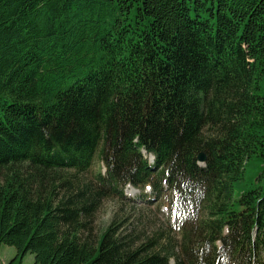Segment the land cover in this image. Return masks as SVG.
<instances>
[{
  "label": "trees",
  "instance_id": "obj_1",
  "mask_svg": "<svg viewBox=\"0 0 264 264\" xmlns=\"http://www.w3.org/2000/svg\"><path fill=\"white\" fill-rule=\"evenodd\" d=\"M128 185L169 216L96 229ZM2 246L11 264H264V0H0Z\"/></svg>",
  "mask_w": 264,
  "mask_h": 264
},
{
  "label": "rangeland",
  "instance_id": "obj_2",
  "mask_svg": "<svg viewBox=\"0 0 264 264\" xmlns=\"http://www.w3.org/2000/svg\"><path fill=\"white\" fill-rule=\"evenodd\" d=\"M150 158L154 161L152 156H149ZM99 172L105 174L106 170L103 163L96 159L93 165V175ZM151 194L149 189L145 195ZM124 195L127 198L125 200L111 198L105 201L95 218L96 229L106 228L112 221H116L120 226L124 225L123 229L127 232L136 231L148 234L153 229H157L158 225L169 216L170 198L157 201L153 197H143L140 196L141 192L133 187H127ZM16 256V248L1 247L0 258L3 264H11ZM23 264H35V256L29 253L24 258Z\"/></svg>",
  "mask_w": 264,
  "mask_h": 264
},
{
  "label": "water",
  "instance_id": "obj_3",
  "mask_svg": "<svg viewBox=\"0 0 264 264\" xmlns=\"http://www.w3.org/2000/svg\"><path fill=\"white\" fill-rule=\"evenodd\" d=\"M207 161V157H206V155L204 154V153H201L200 155H199V162H201V163H205Z\"/></svg>",
  "mask_w": 264,
  "mask_h": 264
}]
</instances>
